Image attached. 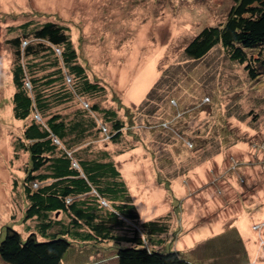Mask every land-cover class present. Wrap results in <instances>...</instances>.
<instances>
[{
    "label": "rangeland",
    "instance_id": "374dc122",
    "mask_svg": "<svg viewBox=\"0 0 264 264\" xmlns=\"http://www.w3.org/2000/svg\"><path fill=\"white\" fill-rule=\"evenodd\" d=\"M233 3L0 0V243L8 228L23 237L37 233L35 220L24 221L28 155L15 158L13 149L24 122L10 103L8 27L57 21L70 27L91 79L106 86L103 106L125 121L121 143L103 134L96 145L114 157L141 219L171 215L174 248L192 262L213 261L204 243L214 239L224 255L241 252L238 259L264 264V80H251L219 45L200 60L185 55L193 37L222 23ZM77 107L58 111L71 115ZM112 246L89 248L81 263L116 264ZM140 255L127 253L124 263L137 264Z\"/></svg>",
    "mask_w": 264,
    "mask_h": 264
},
{
    "label": "trees",
    "instance_id": "16d2710c",
    "mask_svg": "<svg viewBox=\"0 0 264 264\" xmlns=\"http://www.w3.org/2000/svg\"><path fill=\"white\" fill-rule=\"evenodd\" d=\"M8 30L14 89L10 103L13 117L24 122L13 149L15 158L21 152L28 155L22 182L29 203L24 221L35 220L37 233L23 237L8 228L0 243V260L75 264L76 259L79 264L86 250L110 243L118 253L111 257L118 259L116 264H125V255L132 251L141 254L133 258L137 264H202L175 250L171 215L141 219L114 157L98 150L103 134L121 143L126 124L116 109L103 106L107 88L91 79L70 27L57 21H28ZM218 45L231 61L245 66L251 80H264V0H234L225 20L193 37L185 55L200 60ZM74 102L75 113L58 111ZM233 240L240 248L241 238ZM217 243H204L213 260L208 264H250L247 258H237L241 252L224 255Z\"/></svg>",
    "mask_w": 264,
    "mask_h": 264
},
{
    "label": "crops",
    "instance_id": "0c3cea01",
    "mask_svg": "<svg viewBox=\"0 0 264 264\" xmlns=\"http://www.w3.org/2000/svg\"><path fill=\"white\" fill-rule=\"evenodd\" d=\"M113 260H115L117 262V258L115 259V257H113ZM110 261H112V259L110 258ZM96 262V263H95ZM95 264H99L102 263V261H98L97 259L94 260ZM79 264H82L81 262Z\"/></svg>",
    "mask_w": 264,
    "mask_h": 264
},
{
    "label": "bare ground",
    "instance_id": "6f19581e",
    "mask_svg": "<svg viewBox=\"0 0 264 264\" xmlns=\"http://www.w3.org/2000/svg\"><path fill=\"white\" fill-rule=\"evenodd\" d=\"M135 95H136V93H135ZM141 200H142V198H141ZM145 200H146V199H145ZM143 202H144V200H143ZM146 202H147V201H146ZM146 202H144V204H146ZM141 204H142V203H141ZM141 204H140V205H141ZM150 204H151V203H150ZM145 206H147V205H145ZM148 207H149V206H148ZM152 207H153V206L151 205V207H149V208L151 209ZM143 208H144V207H143ZM145 209H146V208H145ZM154 209L157 211V208H156V207H155ZM149 211H150V210H149ZM147 212H148V210H147ZM147 212H146V213H147Z\"/></svg>",
    "mask_w": 264,
    "mask_h": 264
}]
</instances>
